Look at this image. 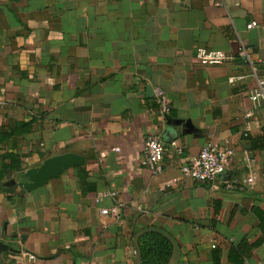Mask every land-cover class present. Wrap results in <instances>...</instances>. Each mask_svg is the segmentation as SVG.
Segmentation results:
<instances>
[{
  "label": "crops",
  "instance_id": "0c3cea01",
  "mask_svg": "<svg viewBox=\"0 0 264 264\" xmlns=\"http://www.w3.org/2000/svg\"><path fill=\"white\" fill-rule=\"evenodd\" d=\"M241 47L264 60V0H0V242L15 249L0 264H141L147 232L166 264H208L215 250L237 264L243 243L242 264H264V180L224 189L264 172L254 81H228L248 71ZM200 48L233 59L202 65ZM159 92L195 132L162 117ZM150 133L166 146L158 176L141 164ZM208 142L233 148L227 171L205 183L183 176ZM66 153L85 163L24 187L26 172ZM117 199L120 221L100 212Z\"/></svg>",
  "mask_w": 264,
  "mask_h": 264
},
{
  "label": "built area",
  "instance_id": "2783aa9c",
  "mask_svg": "<svg viewBox=\"0 0 264 264\" xmlns=\"http://www.w3.org/2000/svg\"><path fill=\"white\" fill-rule=\"evenodd\" d=\"M258 23L252 21L248 24V28L256 27ZM197 61L202 65H223L233 57L224 51L208 50L200 48L197 50ZM240 59L244 65L248 67L247 72H241L228 78L230 84L244 80H253L254 88L248 90V96L256 108H264V60L256 58L254 54L247 48L241 47ZM158 110L162 117H166L170 112V103L168 97L159 92L157 96ZM252 116V112L247 113ZM173 145H176L173 143ZM181 152V149H178ZM166 146L158 134L150 133L144 139L141 164L147 168L153 175L158 176L164 172V157ZM234 155L233 148L229 146H221L214 142L206 143L196 157L185 161L180 169L183 176L190 178L196 182L205 183L217 180L229 168ZM264 180V172L250 169L243 176H235L224 184V189L231 192L245 191L252 189L256 184ZM117 197L116 191L104 192L98 195V200L104 196ZM124 203L117 199L116 203L109 208H101L103 215L111 216L120 221L123 214Z\"/></svg>",
  "mask_w": 264,
  "mask_h": 264
},
{
  "label": "water",
  "instance_id": "95a60500",
  "mask_svg": "<svg viewBox=\"0 0 264 264\" xmlns=\"http://www.w3.org/2000/svg\"><path fill=\"white\" fill-rule=\"evenodd\" d=\"M170 123L175 125H183L184 133L195 132V128L191 121L182 119H173L167 115ZM85 163V157L75 153H66L47 159L39 168H34L26 172L25 176L29 178V182L24 184L27 190L37 188L44 185L49 179L57 177L64 170L82 165ZM14 251L15 249L9 243L0 242V252Z\"/></svg>",
  "mask_w": 264,
  "mask_h": 264
},
{
  "label": "trees",
  "instance_id": "16d2710c",
  "mask_svg": "<svg viewBox=\"0 0 264 264\" xmlns=\"http://www.w3.org/2000/svg\"><path fill=\"white\" fill-rule=\"evenodd\" d=\"M7 167L11 168H20V165H7ZM156 238L151 233H144L138 242V255L141 260V264H166L165 260H163L162 256L165 254V247L162 244H159L155 241ZM161 245L163 247H161ZM250 252V246L247 243H243L242 246L238 249L232 250L231 259L237 261L235 263L242 264L245 256H247ZM208 264H221L220 262V253L215 250L213 254V261Z\"/></svg>",
  "mask_w": 264,
  "mask_h": 264
}]
</instances>
